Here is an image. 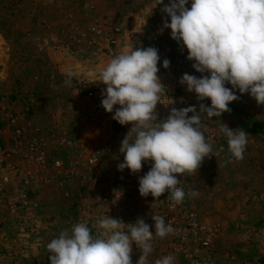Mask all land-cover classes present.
<instances>
[{
	"label": "rangeland",
	"instance_id": "374dc122",
	"mask_svg": "<svg viewBox=\"0 0 264 264\" xmlns=\"http://www.w3.org/2000/svg\"><path fill=\"white\" fill-rule=\"evenodd\" d=\"M155 4L156 0H0V104L6 106L2 111L0 105V113L8 116L21 110L20 95L25 93H32L39 106H47L45 114L54 113L55 107L64 103L80 104L81 94L74 91L77 98L70 92L65 77L76 78L70 71L75 67L71 62L97 67L100 55L92 54L97 39L94 28L102 21L121 29V52L132 46H152L162 59L170 61L167 69L158 62L157 75L165 87L156 105L165 114L160 118H166L172 107L194 105L198 110L201 103L210 105V100H197L179 83L184 73L197 77L201 73L192 68L186 49L170 37V29L163 28L167 16L161 11L163 5ZM101 41L106 46V41ZM180 51H184L183 57L178 55ZM46 83L48 86L42 89ZM236 94L239 99L231 102L230 111L220 117L199 113L212 154L196 172H186L183 179L191 190L189 209L203 227L197 236H187L185 248L191 254L200 252L208 264H264V105L247 93L236 90ZM40 110L35 107L32 115ZM222 123L248 133L243 159L237 160L229 152L227 138L220 131ZM10 129L14 130L12 126ZM207 132L215 133L213 140ZM12 134L7 137L9 143ZM44 140L46 151L52 152L48 140L53 139ZM67 156L62 157L73 159ZM67 183L57 187L42 182L34 185L27 191V206L15 212L6 207L14 190L7 188L0 193V264H49L51 253L46 244L81 222L73 189L66 188ZM165 237L166 256L173 255L174 264H190L191 254L175 251L176 239L170 234ZM200 240L208 242L207 248Z\"/></svg>",
	"mask_w": 264,
	"mask_h": 264
},
{
	"label": "clouds",
	"instance_id": "9594fccd",
	"mask_svg": "<svg viewBox=\"0 0 264 264\" xmlns=\"http://www.w3.org/2000/svg\"><path fill=\"white\" fill-rule=\"evenodd\" d=\"M155 5H163L161 11L167 16L163 28L170 29V37L186 49L192 68L201 73L199 77L184 73L179 83L197 100H210V105L201 103L198 110L194 105L172 107L166 118L158 119L156 105L165 88L157 75L158 62L167 69L170 61H161L152 46H132L114 55L92 82L104 85L100 103L105 112L112 113L120 125H131L120 142L123 161L118 170L136 173L151 161L149 170L138 177L139 194L151 195L154 201L167 192L180 204L185 192L177 187L176 174L196 172L212 152L199 113L212 118L229 112L228 105L239 99L236 90L264 105V0H168L166 4L156 0ZM220 131L231 155L243 159L248 133L223 123ZM151 218L152 226L141 218L124 223L109 215L97 218L92 227L77 222L46 244L49 264H133V243L141 253L136 264H147L153 251V227L161 238L174 231L165 217ZM93 228L98 230L96 235ZM174 261L169 254L155 264Z\"/></svg>",
	"mask_w": 264,
	"mask_h": 264
},
{
	"label": "crops",
	"instance_id": "0c3cea01",
	"mask_svg": "<svg viewBox=\"0 0 264 264\" xmlns=\"http://www.w3.org/2000/svg\"><path fill=\"white\" fill-rule=\"evenodd\" d=\"M97 60H95L97 67H86L85 64L71 62L72 66L75 67L71 68L70 71L77 79L86 81L90 86L103 89L102 83L92 81L99 78V69L108 62V59L104 54H100ZM38 77L41 78V76ZM61 83V87L67 89L65 83ZM43 86H48V83L42 85L41 88L45 89ZM70 92L78 98L74 91L71 90ZM64 105L63 107L56 106L54 113L47 111L45 114L47 106H39L36 101L35 107H41V110L36 111L34 116L32 115L34 111H32L31 119H29V123H26L25 136L26 138H52L53 141L48 140L50 143L48 149L51 150L50 147H53V151L47 153L53 157L64 159L62 156L68 155L67 157L75 159L76 155L83 151L84 157L93 156L96 158L94 165L87 164L80 167L76 175L66 184V188L73 189L72 194L75 196L74 206L78 220L87 222L89 227H92L97 218L109 215L112 218L121 219L124 223H135L141 218L148 225L154 224L151 216L157 215L156 200L153 201L151 195L142 197L138 192V177L149 170L151 161L143 164L141 170L136 173H131L127 168L120 171L117 167L123 161V155L119 152L120 142L130 131L131 125L118 123L117 129H112L105 122H102L95 126V124L88 122L84 116L85 103L83 98L80 104L75 102L64 103ZM63 111L64 114H62ZM156 113L157 116L165 115L158 107H156ZM4 116L0 113V125L2 126L0 143L6 145L9 143L7 137L12 133V129H10L11 124L6 112ZM31 125L33 128L30 129L29 126ZM66 142L75 143L67 145ZM66 151L69 153L66 154ZM126 179H129L130 182L127 183ZM104 191H108L110 197L105 202H99L100 195ZM120 192L122 195L116 200ZM100 206L105 207L106 211H103ZM97 232L98 230L93 228V234L96 235ZM164 242H166V237H158L153 231L151 241L153 251L148 257L147 264H155L157 259L166 256L167 243L164 244ZM140 254L139 247L133 243L131 253L133 264H136Z\"/></svg>",
	"mask_w": 264,
	"mask_h": 264
},
{
	"label": "built area",
	"instance_id": "2783aa9c",
	"mask_svg": "<svg viewBox=\"0 0 264 264\" xmlns=\"http://www.w3.org/2000/svg\"><path fill=\"white\" fill-rule=\"evenodd\" d=\"M94 29L97 39L93 45V56L105 53L111 59L114 55L121 52L122 33L118 26L111 25L107 21H102L97 22ZM101 39L106 41V46L101 44ZM178 55L183 57L184 51H180ZM160 59L163 60L161 56ZM65 79L69 88L81 94L85 103L84 116L88 122L93 124L105 122L112 129H117L119 124L112 119V113L105 112L101 107L100 102L103 89L90 86L86 81L71 76H67ZM20 97L21 110L11 112L8 115V121L14 129L12 130L11 142L6 145L0 143V171L2 173L0 178V193L7 188L14 190L6 200V207L9 212H15L27 206V191L34 185L42 182L57 187L71 180L80 167L87 164L94 165L96 162V158L93 156L84 157L83 151L79 152L75 159H69L68 161L59 157H52L46 151L47 144L44 139L37 137L26 138L25 127L35 108L36 98L32 93H25L20 95ZM0 105L2 111L6 109V106ZM157 117L162 120L159 116ZM1 133L2 128H0ZM206 134L211 140L215 137L214 132H207ZM220 150H222L221 145L218 146V151ZM211 154L209 153V157H205L203 161L208 160ZM185 174H176L177 179L180 180L177 187L182 188L185 192L182 203L175 204L167 192L163 193L159 197V200H156L158 215L165 217L166 222L170 223L174 229L170 235L177 242V246L175 244V251L180 253H188V250L185 248L188 241L187 236L193 238L202 232L203 229L195 213L189 209L191 190L184 183ZM125 181L127 183L130 182L129 179ZM65 193L66 196L70 195V192ZM109 197L110 193L104 191L100 195L99 202H105ZM100 208L106 211L105 207L100 206ZM201 245L207 248L208 242L201 241ZM189 254L191 253L185 254V256ZM200 255L201 253L198 251L189 255L190 264H208Z\"/></svg>",
	"mask_w": 264,
	"mask_h": 264
},
{
	"label": "trees",
	"instance_id": "16d2710c",
	"mask_svg": "<svg viewBox=\"0 0 264 264\" xmlns=\"http://www.w3.org/2000/svg\"><path fill=\"white\" fill-rule=\"evenodd\" d=\"M228 107L230 108L231 106L228 105ZM231 109V108H230Z\"/></svg>",
	"mask_w": 264,
	"mask_h": 264
}]
</instances>
